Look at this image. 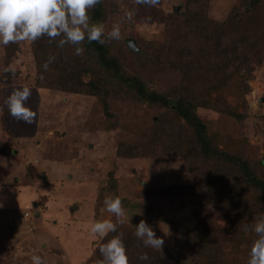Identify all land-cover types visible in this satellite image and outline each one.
<instances>
[{"label":"rangeland","instance_id":"374dc122","mask_svg":"<svg viewBox=\"0 0 264 264\" xmlns=\"http://www.w3.org/2000/svg\"><path fill=\"white\" fill-rule=\"evenodd\" d=\"M187 1L103 0L97 20H92L89 10L90 22H103L110 55L121 60L127 72L138 76L150 91L170 96L183 83L191 92V81H213L207 74H186L182 67L186 58L175 61L179 48L200 58L201 50L210 46L222 55L224 75L236 51L240 67L230 81L245 93L236 109L249 116L240 120L204 107L197 114L214 148L247 161L251 171L264 178V0H196V8L212 22L204 23L211 32L202 33L204 39L194 35L185 39L187 31L176 23L181 19L177 13L186 12ZM251 14V19L260 21L251 22ZM114 23L120 24L119 39L107 37ZM176 24L177 35L172 30ZM259 32L263 35L253 48L243 51V36ZM52 39L0 46V264H32L33 254L42 257V264H98L102 256L97 245L117 233H123L131 259V251L139 250L131 264L142 263L145 249L163 259L172 253L192 264L205 245L198 238L201 211L214 238L225 229L216 241L221 263L245 264L251 243L248 237L241 244L231 239L226 218L247 219L262 208L236 164L204 161L199 149L184 141L181 121L171 120L168 111L140 101L127 88L114 93L117 86L107 87V116L95 95L42 87L38 73L46 71L42 65L47 52L55 56L48 69L63 52L70 61L71 56L78 58L74 67L85 60L84 66L92 68L84 81L92 74L101 78L105 74L89 61L91 55H76L74 45L40 50L57 41ZM129 42L139 52L131 50ZM24 85L32 89L27 102L36 113L32 123L11 116L5 104L12 90ZM234 90L226 96L230 105L239 101L232 95ZM108 196L121 198L123 216L106 210ZM105 218L117 224L116 232L103 238L90 234V222ZM141 219L163 238L161 249L144 245L135 235Z\"/></svg>","mask_w":264,"mask_h":264},{"label":"trees","instance_id":"16d2710c","mask_svg":"<svg viewBox=\"0 0 264 264\" xmlns=\"http://www.w3.org/2000/svg\"><path fill=\"white\" fill-rule=\"evenodd\" d=\"M102 3L103 0H99V3L91 9L92 20H97L98 13L100 10H102ZM186 4V12L184 14L177 13V16H180L181 19H176V23L184 27L183 31H187L186 35H184V38L190 39L193 35L203 38L202 33H211L205 28L204 23L212 24V22L203 15V11L198 8L199 6L196 8V0H188ZM145 6L149 7L148 5ZM246 8V10L252 12V8H249L248 6ZM251 17L252 14L249 15V18L247 17L251 20V22L257 23L260 21L258 18L251 19ZM178 24L175 25L176 29H172L176 35L180 33L179 31L177 33ZM260 25L261 23L258 25V27H260ZM216 26L221 25L217 23ZM216 30H221V28L219 27ZM262 35L263 34L260 32L257 36L252 33L244 35L243 39L245 38V41L242 42L243 51L245 49L251 50L254 43L256 42V39L258 37L261 38ZM58 39H60V37L55 38V40ZM37 41L49 42L53 41V39H50L47 36H41L37 38L34 43ZM200 43H202L201 40ZM55 44L57 43L52 42V45L40 48V50L43 49V52H47L50 48H52V46H57ZM186 45L188 46L187 42ZM38 46L41 45L39 44ZM82 46L84 48L82 56H86L88 54L92 56L89 61H95L98 64L97 66L103 70L102 71L99 68V70L105 73L102 74V78L92 74V78L84 81V74H89L92 68H86L84 66L85 60H83L79 65L80 67H74L75 62H73V60L77 57L71 56L70 61L66 54L61 52V56H56L57 58L62 57L56 61V65H52L50 66V69L46 71H40L38 73L40 77H43L41 79L40 85H42L44 88L62 89L76 93L84 91L95 95L102 103L103 111L106 112L107 116L109 115V102L106 98L104 99V97L109 85L117 86L114 90V93H123V90L127 88L129 91L132 90L135 93L136 98L140 101L157 105L160 108L168 111L172 117H170L171 120L174 118L175 121L177 120V122H182L180 125L185 135L184 141H187V143H193V145L199 149L201 158L204 161L214 163H216V161H222L233 165L236 164L241 177L255 190V195L257 196L256 202L258 201L260 208H262V210H260L261 213L258 215L251 214V216L247 219L245 216H233L226 218L229 231L227 234H229L231 239H233L237 244H241L243 240L248 237V243H252V241L256 238V233L252 230V228L257 220H259L261 217H264V178L258 177L255 173H253L247 161L214 148L211 144L209 132L207 131L206 126L197 114V109L204 107L217 110L218 112L227 113V115L240 120L249 116L247 112H240L238 109H236V107H240V102H243L240 100V98L242 97L244 99L245 93L240 91L241 87L239 84L235 85V82L230 81L232 78H236L235 75L232 74H235L237 69L240 67L236 64L238 61V56L236 54L237 52H232L234 56L232 57V63L228 67L230 69H227L229 73L225 71L226 75H224L223 68H220L222 55L212 51L210 46L206 45L204 49L201 50L202 56L200 58H197L195 53L191 54L188 49L186 50L188 53L186 52L184 54V49L179 48L178 56H175V61L178 62L181 58H186L185 60L187 61L182 64L186 74L190 73L192 77L195 76V73H198L199 75L203 74L205 76L207 74L212 77L213 81L211 83H204L209 80L208 78H204L198 82L191 81L193 82L191 92L188 91V86L183 83L178 89L179 92L175 90V92L170 96L169 94L167 95L164 93L150 91L138 76H134L133 74L127 72V68L124 66V63L110 55L106 41L104 43H99L97 41L89 42L87 39H85L82 42ZM136 47L138 49L137 52H139L137 45ZM49 53L50 52H47L45 58L49 56ZM228 54L231 55V52L229 51ZM136 55L139 56L138 54ZM243 59H245V57H243ZM239 60H241L240 56ZM76 62H78V60ZM106 72H109L110 74ZM232 88H235L232 95H234L235 98H238L239 101L235 102L233 105H230L226 100V96L232 92ZM162 119L166 120L167 117L162 116ZM261 199L263 200L262 204H260ZM199 214L200 217L198 218V221L200 224H203V228L201 230V234L199 235L200 237L198 238L204 239L205 245L201 248V251H199V257L196 256L192 261V264H222L219 259V249H217L218 244H216V241L217 236L221 237V235L226 233L225 229H219L217 232L218 234L215 235L214 238L213 233H211L210 226H208L204 221V215L202 211L199 212ZM245 224L249 225L247 231H245L243 227ZM100 244L101 243H99L97 247H99ZM138 252L139 250L133 254L131 251L133 259L137 257ZM143 254H145L148 259L142 260L141 264H184L182 262V258H179L178 255H173L172 253H168L165 259L147 249H145ZM128 258L129 261L133 260L130 258V254ZM248 258L249 255H247L244 260L245 264H247ZM134 264L138 263L135 262ZM187 264L191 263L189 262ZM235 264H237L236 261Z\"/></svg>","mask_w":264,"mask_h":264},{"label":"clouds","instance_id":"9594fccd","mask_svg":"<svg viewBox=\"0 0 264 264\" xmlns=\"http://www.w3.org/2000/svg\"><path fill=\"white\" fill-rule=\"evenodd\" d=\"M137 2L155 4L156 0ZM98 3L99 0H0V46L8 45L10 42H33L41 36L50 39L60 37L56 41L58 47L62 48L65 44L74 45L75 54L80 55L84 51L82 42L85 39L89 42H105L103 22H90L89 10ZM107 37L111 39L121 37L119 23L112 25ZM54 60L55 56L49 55L42 67L47 70ZM31 95L32 89L27 85L13 89L5 101L10 115L25 123H32L36 113L27 103ZM104 205L108 212L114 213L117 217L124 215L119 196L106 197ZM0 207H3L2 202ZM243 227L247 231L249 225L245 224ZM135 229V235L144 245L161 249L163 238L157 236L145 220L141 219L135 225ZM116 230L117 224L110 218L93 219L88 227L90 234L100 238ZM252 230L256 233V238L251 243L247 264H264V217L256 221ZM122 236L123 233H117L99 245L102 259L98 264H129ZM140 259H147V256L141 254ZM31 261L32 264H42V257L33 254Z\"/></svg>","mask_w":264,"mask_h":264},{"label":"water","instance_id":"95a60500","mask_svg":"<svg viewBox=\"0 0 264 264\" xmlns=\"http://www.w3.org/2000/svg\"><path fill=\"white\" fill-rule=\"evenodd\" d=\"M128 44H129V47H130L131 50L137 51V49L135 48L133 42H129Z\"/></svg>","mask_w":264,"mask_h":264},{"label":"crops","instance_id":"0c3cea01","mask_svg":"<svg viewBox=\"0 0 264 264\" xmlns=\"http://www.w3.org/2000/svg\"><path fill=\"white\" fill-rule=\"evenodd\" d=\"M13 226V225H12Z\"/></svg>","mask_w":264,"mask_h":264}]
</instances>
